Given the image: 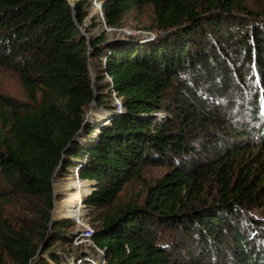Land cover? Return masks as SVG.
I'll list each match as a JSON object with an SVG mask.
<instances>
[{"label":"trees","instance_id":"16d2710c","mask_svg":"<svg viewBox=\"0 0 264 264\" xmlns=\"http://www.w3.org/2000/svg\"><path fill=\"white\" fill-rule=\"evenodd\" d=\"M88 6L0 0V65L15 69L28 100L0 104V176L17 195L38 204L36 221L14 225L0 217V247L10 264H198L185 263L156 240L157 226L175 230L200 252L213 248L226 262L263 264L249 249L242 213L256 201L264 206V127L250 133L216 122L183 98L168 99L181 74L218 52L205 28L216 27V36L226 16L248 13L244 0H106L109 27L135 6L152 7L155 16L151 39L125 37L112 45L103 35L85 36ZM251 20V33L235 41L259 66L264 94V28L257 23H264V12ZM94 59L104 67L93 84ZM105 87L109 95L101 92ZM112 95L120 98L119 107ZM91 102L101 112L86 118ZM161 110L171 117L158 120L154 113ZM196 131L211 144L208 163L191 144ZM252 133L258 143H250ZM145 165L171 169L147 188L142 205H127L94 227L91 240L102 255L75 249L63 257L56 246L50 250L56 242L71 245L77 236L63 230L73 219L51 221L57 171L75 169L92 182L82 203L98 209ZM5 201L0 194V205ZM37 220L44 231L36 240ZM39 248L43 252L36 255ZM0 264L8 263L0 258Z\"/></svg>","mask_w":264,"mask_h":264},{"label":"rangeland","instance_id":"374dc122","mask_svg":"<svg viewBox=\"0 0 264 264\" xmlns=\"http://www.w3.org/2000/svg\"><path fill=\"white\" fill-rule=\"evenodd\" d=\"M72 8L74 4L81 0H66ZM106 0H100L96 3H88V17L84 24L89 26V32L86 37H97L103 35L106 41H110V45L119 39L125 37H137L141 40L151 39V33L156 31L155 16L152 7L135 6L132 10L125 13L117 22L116 26L109 27L105 17L99 12L95 13V8ZM245 11L248 13H239L234 11V16H226V24H223L216 34V27L205 28L209 36L213 39V45H219L217 53L213 54L211 60L207 63L199 62L194 65V68L188 74H181L180 81L177 84L176 91L169 94L170 100L192 103L194 106L201 107L205 112L210 113L216 122L223 121L231 123V125L248 132H258L257 129L261 125L264 127V94L260 81V72L256 63L248 61L244 55L243 48L239 47L238 39L240 34L251 33V18H258L264 12V0H244ZM70 6V7H71ZM103 9V8H102ZM222 17V16H221ZM231 18V19H229ZM254 22V21H253ZM264 28V23L257 21ZM91 25V26H90ZM250 30V31H249ZM207 38V37H206ZM220 42L221 44H218ZM222 49V50H220ZM210 56H211V52ZM104 67V61L97 59L90 60L89 71L96 78L101 75ZM101 86L105 85L104 81L98 83ZM109 89H102L103 95H109ZM111 99L121 102L120 98L112 95ZM182 96V97H181ZM261 98V101L258 99ZM111 101V100H110ZM11 104L14 106L28 103L26 93L22 87L20 78L15 69L11 66L0 65V104ZM117 105V104H116ZM118 106V105H117ZM87 114L89 118L92 115H99V111H95L94 105L89 106ZM260 111V115L256 113ZM155 117L163 121L171 117V113L161 110L154 113ZM96 119V118H95ZM94 119V120H95ZM215 123V122H213ZM263 130V129H262ZM205 135L196 131L192 138V146L198 149L196 154L203 163H208L211 160L209 148L210 142L206 140ZM250 143H258V138L253 133L250 134ZM252 141V142H251ZM220 146V145H219ZM231 146V144H230ZM200 149V150H199ZM222 151V150H220ZM208 155V156H207ZM196 157V156H195ZM171 168L169 166H151L145 165L140 172L128 182L119 192L117 198L113 200L107 207L102 208H87L82 203V196H87L92 193L90 181L77 180V170H67V172L57 171L53 180V197L54 208L51 211L52 221H60L63 219H73L68 226L63 230L66 235L79 233L81 230L76 218L83 215V222H87L90 228L99 226L104 217L113 216L123 207L127 205L140 206L146 196L147 188L161 179ZM264 185V184H263ZM0 194L5 196L6 201L0 205L1 221H8L14 225L20 222L31 219L35 220L34 209L38 210V204H33L17 195L0 176ZM80 202V203H79ZM80 204L81 208L74 211ZM72 216H75L72 218ZM243 224L245 225L244 232L249 236V249L255 256L261 258L264 264V206L260 201L247 207L242 213ZM38 222V220H37ZM36 222V223H37ZM50 228L52 224H49ZM38 235L43 230V224L36 225ZM155 238L160 243L165 245L172 254L179 255L180 259L185 263L198 262V264H237L236 260L224 261L223 258L217 256L213 248H207V251L199 250L197 244L183 241L177 232L168 227L157 226L154 228ZM184 242V243H183ZM53 246L55 252L66 256L70 251H74L73 244L69 245L63 242H56ZM94 243L90 239L83 246L88 247V251L94 250ZM180 246H182L180 248ZM41 247V245H40ZM80 248V247H78ZM91 249V250H90ZM179 250V251H178ZM227 250V249H226ZM178 251V252H177ZM41 248L38 249L36 255L41 254ZM201 253H206L202 255ZM39 254V255H40ZM230 255V253H229ZM47 257L45 253L43 255ZM82 257V256H81ZM0 258L2 261L10 264V259L0 247ZM72 258V257H68ZM78 259V258H77ZM69 260V259H68Z\"/></svg>","mask_w":264,"mask_h":264},{"label":"built area","instance_id":"2783aa9c","mask_svg":"<svg viewBox=\"0 0 264 264\" xmlns=\"http://www.w3.org/2000/svg\"><path fill=\"white\" fill-rule=\"evenodd\" d=\"M81 1H85L87 3L92 1V2L96 3V2H98L100 0H81ZM102 4H99L98 7L93 6L95 8V13L99 12V14H102V11H103ZM69 6H71V5L69 4ZM70 8L72 10H74V7L72 8V6H71ZM116 104L118 105V107L120 106V102L119 101H116ZM76 178H77V180H79L78 173H77V177ZM78 208H81L80 204L75 208L74 211H77ZM82 217H83V215H81V216L76 218V221H77V223H78V225H79L81 230L79 231V233H77V236L73 239V241H72L73 247L72 248L76 249V250L77 249H84V252H87L88 251L87 250L88 247L84 248L83 246L85 245V243L87 244L89 242V240L91 239V237L93 235V230L90 228V226L87 224V222H83V218ZM78 247H80V248H78ZM94 250H95V253H98L100 255L103 254V251L100 250L99 248L95 247V246H94Z\"/></svg>","mask_w":264,"mask_h":264},{"label":"water","instance_id":"95a60500","mask_svg":"<svg viewBox=\"0 0 264 264\" xmlns=\"http://www.w3.org/2000/svg\"><path fill=\"white\" fill-rule=\"evenodd\" d=\"M115 42V41H114ZM110 43V41L108 40V41H106V44H109ZM89 74H90V76H91V79H92V83L94 84V77L92 76V74L90 73V71H89ZM94 105V103L93 102H91V104H90V106L92 107ZM88 115L89 114H87L86 115V118H88ZM51 221H52V218H51ZM51 223V222H50Z\"/></svg>","mask_w":264,"mask_h":264},{"label":"bare ground","instance_id":"6f19581e","mask_svg":"<svg viewBox=\"0 0 264 264\" xmlns=\"http://www.w3.org/2000/svg\"><path fill=\"white\" fill-rule=\"evenodd\" d=\"M75 217V216H72V218Z\"/></svg>","mask_w":264,"mask_h":264}]
</instances>
